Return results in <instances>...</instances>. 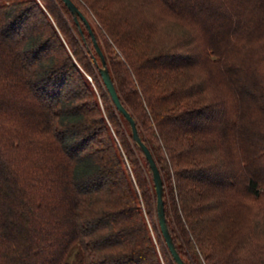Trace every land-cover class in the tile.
I'll list each match as a JSON object with an SVG mask.
<instances>
[{
	"label": "trees",
	"instance_id": "trees-1",
	"mask_svg": "<svg viewBox=\"0 0 264 264\" xmlns=\"http://www.w3.org/2000/svg\"><path fill=\"white\" fill-rule=\"evenodd\" d=\"M73 1L184 264H264V0H153L164 43ZM100 65L64 0H0V264H178Z\"/></svg>",
	"mask_w": 264,
	"mask_h": 264
},
{
	"label": "water",
	"instance_id": "water-1",
	"mask_svg": "<svg viewBox=\"0 0 264 264\" xmlns=\"http://www.w3.org/2000/svg\"><path fill=\"white\" fill-rule=\"evenodd\" d=\"M64 2L68 6V8L72 11V13L74 14V19L76 22H78V16H80L81 18H83V20L88 25L89 31L92 34L94 46H95L97 53L101 59V65L99 66V73L101 75L104 86H105L106 90L108 91L113 103L115 104V106L119 110V112L121 114H123L127 118L128 122L130 123L131 130H132V136H133L134 140L137 142L140 149L145 154V156L149 162V165H150V168L152 171V175H153L155 192H156L157 219H158V224H159L162 236H163V238L166 242V245L168 246L171 254L173 255L174 259L176 260V262L178 264H184L183 260L181 259L178 252L175 249V246H174L172 239H171V235L169 234V231H168L167 226H166L165 217H164V209H163V181H162L160 171H159L157 164L155 162V159H154L149 147L146 145V143L139 136V134L137 132L136 125H135V121H134L131 113L127 110V108L123 105V103L121 102V100L119 98V94L117 92L116 86H115V84L111 78L110 72H109L108 67L106 65V59H105L104 53H103L102 49L100 48L98 42L96 41V39L92 33V29L90 27L89 22L87 21L86 17L84 16L82 11L78 8V6L75 4V2L73 0H64Z\"/></svg>",
	"mask_w": 264,
	"mask_h": 264
},
{
	"label": "rangeland",
	"instance_id": "rangeland-1",
	"mask_svg": "<svg viewBox=\"0 0 264 264\" xmlns=\"http://www.w3.org/2000/svg\"><path fill=\"white\" fill-rule=\"evenodd\" d=\"M122 1L120 0H113L111 2H108L110 6V12L114 13L113 10L111 9L115 8L116 4H121ZM132 3H138V0H131ZM118 5H116V8ZM132 9H127L125 10L124 7H122V14H125V16L128 17L129 22L131 23L132 19L135 20L136 17L140 18L141 16L145 17L146 19L149 20L150 26H145L142 21L139 22L141 26H137V29L139 32L149 34V38H153L155 40L159 39L162 40L161 42H165V16H164V11L162 7L158 4V2L151 1V0H146L145 5L141 7H137ZM120 7L117 9L119 11ZM139 20V19H138ZM164 40V41H163ZM264 64V60L261 62ZM196 74V71H193ZM210 85V87H213L211 85L210 79L207 81Z\"/></svg>",
	"mask_w": 264,
	"mask_h": 264
}]
</instances>
